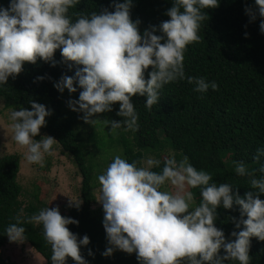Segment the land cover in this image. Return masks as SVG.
<instances>
[{
  "label": "clouds",
  "instance_id": "clouds-1",
  "mask_svg": "<svg viewBox=\"0 0 264 264\" xmlns=\"http://www.w3.org/2000/svg\"><path fill=\"white\" fill-rule=\"evenodd\" d=\"M77 2L9 0L6 8L0 6V85L10 76L15 78L24 62L35 63L40 58L54 65L53 55L59 49L64 62L82 66L73 76L63 75L54 83L61 93L65 89L75 92L74 82L82 89L77 99L68 101V107L83 113L80 118L85 123L94 124L98 120L91 119L94 114L111 111L119 102L116 115L123 119L107 120V124L110 131L121 125L127 131L137 127L133 95L146 97L144 107L151 109L158 103L163 85L185 79L186 45L199 40L197 32L206 17L205 9L215 8L219 0H172L165 13L169 19L146 28L143 34L138 30L140 21L130 19L133 0H112L114 11L105 8L72 21L67 13ZM254 6L245 11L250 20L257 14L261 17L259 31L264 34V0H254ZM157 32L160 34H154ZM187 81L197 93L217 89L215 81L203 77L188 76ZM29 103L30 109L20 107L9 113L11 139L25 149L27 162L42 164L44 154L54 150L56 140L48 135L39 140L33 137L45 125L51 110L35 101ZM262 156L264 148L258 147L253 159ZM143 164L137 166L136 161L129 163L117 155L97 177V200L103 209L108 245L102 255L110 256L114 250L135 253L139 264H225L230 260L249 264L250 237L264 241V199H260L264 194V164L258 169L262 175L256 178L242 161L234 162L235 173L249 177L252 190L243 197L233 192L229 183H210V174L194 168L187 156L165 158L158 172L150 169L159 166V160L149 157ZM165 182L174 192L160 190ZM190 188H199L200 195L198 205L192 208ZM234 205L240 218L232 219L239 231H232L230 237L234 239L226 240L223 230L214 224L216 210L218 206L232 209ZM69 206L79 208V202L70 199ZM30 221L42 226L51 247V264H66L68 257L75 264H87L80 246L87 245L89 237L78 239L67 227L78 221L62 216L57 207L40 209ZM23 233L18 223L4 229L9 241H21Z\"/></svg>",
  "mask_w": 264,
  "mask_h": 264
},
{
  "label": "trees",
  "instance_id": "trees-1",
  "mask_svg": "<svg viewBox=\"0 0 264 264\" xmlns=\"http://www.w3.org/2000/svg\"><path fill=\"white\" fill-rule=\"evenodd\" d=\"M8 4L9 0H0V6L6 8ZM111 5L112 0H78L67 15L74 21L93 11L99 13L105 8L114 11ZM171 6L172 0H133L130 19L140 21L138 30L143 34L146 28L168 20L165 13ZM246 7L254 8V0H219L215 8L205 9L206 17L197 32L199 40L186 45L183 52L185 79L163 85L159 90V101L151 109L144 107L146 97H131L138 118L135 130L130 129L134 146L123 140L127 162L136 161L137 166H142V150L149 149L161 155L160 165L150 169L158 172L165 158L179 160L187 156L194 168L210 174V183H229L233 192L241 197L252 190L248 185L249 177L234 171V162L242 161L248 172L259 178L262 174L258 169L264 164V156L253 159L256 149L264 148V34L259 31L261 17L257 14L255 20H250ZM53 59L54 65L40 58L35 63L24 62L15 78L10 76L6 84L0 85V98L6 107L16 105L30 109L29 101H35L51 110L40 130L72 155L82 176L79 208L70 207L66 215L59 212L78 221L67 225L78 239L84 235L89 237V243L80 246V254L87 264H139L135 253L114 250L110 256L101 254L108 245L102 224V205L93 206V169L86 161L87 141L75 129L76 120L66 109L68 90L61 93L54 87L61 76H73L76 68L82 66L64 62L59 49L55 50ZM150 70L151 66L144 73L145 79ZM188 76L215 81L217 89L209 88L203 94L194 92L193 85L187 81ZM74 87L76 91L72 94L77 99L82 89L75 82ZM118 108L119 102L114 103L110 111L113 120L123 119L116 115ZM165 146L174 152L173 157L163 152ZM19 168L18 154L0 156V264H13L1 251L8 239L4 229L12 223L24 228L22 240L45 258V264H51V247L44 239L42 226L30 221L39 207L29 204L22 208L19 198L22 187L17 180ZM190 191L198 205L199 188H190ZM260 199H264V194H260ZM233 217L240 218L238 206L234 205L232 209L217 207L214 224L223 230L226 240L234 239L230 237L232 231H239L234 227ZM248 255L249 264H264V241L250 237ZM66 264L75 262L68 257ZM225 264L239 262L230 260Z\"/></svg>",
  "mask_w": 264,
  "mask_h": 264
},
{
  "label": "rangeland",
  "instance_id": "rangeland-1",
  "mask_svg": "<svg viewBox=\"0 0 264 264\" xmlns=\"http://www.w3.org/2000/svg\"><path fill=\"white\" fill-rule=\"evenodd\" d=\"M75 97L72 93L65 96V105L67 111L72 113L76 120L75 129L84 135L87 141L86 161L93 169L92 190L94 193L93 206H100L97 199L100 198V185L97 177L103 174L107 165L114 156L119 155L126 160L123 150V140L128 141L130 145L135 144L132 130L125 131L123 128L110 131V124L107 120H113L110 111L94 114L91 119H98L94 124L85 123L80 117L83 113L72 111L68 107V101ZM19 106H5L0 98V156L4 154L16 153L20 156V168L17 176L22 191L20 200L23 203L22 208L29 204L38 206L39 210L46 207H57L58 210L66 215L70 210L69 200L72 199L81 202V181L82 176L79 172L72 155L64 152L57 141L54 142V149L50 154L45 153L42 164L29 163L24 158L25 149L18 146L12 139L11 121L9 113L12 110H19ZM48 135L44 131L33 137L39 140L41 136ZM166 156L174 155V152L165 146ZM144 154L143 161L151 157L159 160L161 155L150 152L149 149L142 150ZM142 166H145L142 162ZM162 191L174 192L173 186L165 183ZM190 191V189H189ZM197 206L195 198L190 204V208ZM3 257L13 264H45L38 251L28 242L9 241L1 248Z\"/></svg>",
  "mask_w": 264,
  "mask_h": 264
}]
</instances>
